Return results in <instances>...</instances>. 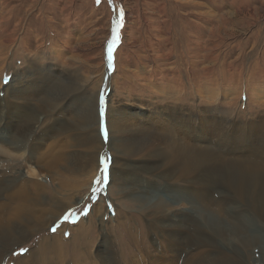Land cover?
<instances>
[{
  "label": "rangeland",
  "instance_id": "obj_1",
  "mask_svg": "<svg viewBox=\"0 0 264 264\" xmlns=\"http://www.w3.org/2000/svg\"><path fill=\"white\" fill-rule=\"evenodd\" d=\"M121 10L124 15L119 40L112 43ZM220 25L221 38H211L206 31ZM30 62L49 67L47 73L51 69L56 75L51 74L45 83L46 79L33 80L39 92L47 84L39 104L32 105L38 119L43 120L36 127L54 124L58 128L54 138L60 144L67 142L69 147L64 153L67 161L61 163V177L55 181L67 182L70 188L62 195V190L52 195L50 207L77 204L49 232L15 247L11 255L10 250L1 264H16V258L27 255L44 234L61 235L58 230L64 224L67 226L61 237L65 242L45 254L49 264H98L96 258L109 252L117 264H164L171 259L172 247L163 238L159 245L156 235L148 230V213L158 201L163 202L166 211L178 209L181 215L192 216V236L180 237L178 248L182 250L177 264H187L189 250L183 248L188 242L195 255L190 264H264V210L246 201L215 204L219 195L228 194L227 180L221 183L222 179L216 178L217 192L211 199L205 196L206 188L195 190L191 197L168 188L162 180L154 185L157 178L149 179L139 170L146 164V143L153 139L149 129L126 128L116 141L109 130L107 141L99 134L101 119L108 129L105 116L109 106L122 108L140 122L158 110L165 111V116L176 110L191 115L194 107L198 137L206 138L203 145L212 150L216 149L209 120L213 113L228 121L226 124L231 122L234 134L245 132L249 126L245 138H259L258 125L264 122V0H0V100L5 99L3 90L16 72L29 73ZM90 97L96 110L87 116L81 104H88ZM61 100L67 113L38 109H51L54 101ZM85 128H92L100 147H81L91 138ZM4 134L2 129L0 147L9 154L0 156L3 166L4 160L16 153V149H6L10 147ZM234 134L232 137H236ZM119 140L131 146L132 153L117 150L116 156L112 145ZM88 156L95 157L89 167L77 169L76 161L84 162ZM104 157L110 158L109 179L97 186ZM10 159L15 160L13 164L21 161ZM238 161L245 160H229L230 166ZM21 162L19 169L26 174L29 165ZM116 164L126 166L119 168ZM47 183L57 186L51 180ZM259 204L264 207V199ZM95 205L102 207L103 225L102 221L89 219ZM189 207L192 210L188 213L182 211ZM87 227L82 244L78 237L73 239V228ZM143 229L147 231L145 242L132 241L137 230ZM173 232L166 229L170 237ZM169 243L174 244L172 237Z\"/></svg>",
  "mask_w": 264,
  "mask_h": 264
},
{
  "label": "bare ground",
  "instance_id": "obj_2",
  "mask_svg": "<svg viewBox=\"0 0 264 264\" xmlns=\"http://www.w3.org/2000/svg\"><path fill=\"white\" fill-rule=\"evenodd\" d=\"M221 25L218 27L212 26L206 32L213 39L217 36L221 38L220 29H223ZM201 31H203V29ZM48 68L49 67L34 62L30 65L29 73L16 72L10 84L3 90L5 99L0 100V131L2 129L5 130L4 135L6 136L5 138H8L7 145L10 147L6 149H16V153H12L11 156H13L14 159L24 161L25 163H23V165H29L26 174L19 169V166H21L22 163L21 161L13 164L15 160L13 162V160L10 159L13 157H7L4 160V164L6 165H0V264L1 261H4L8 257L7 255L10 250L11 255L12 252L16 250L14 249L15 247L29 242L37 235H41L43 232L45 233V231L49 232L50 228L61 218V216L69 208H72L77 204L72 202L67 208V205H64V210V206L58 207L59 209H53L50 207L49 201L51 199L49 198L54 194H59L61 190L62 193L59 195H62L65 190L70 188V185L67 182L55 181L61 177L60 167L63 165L61 163L67 161V158L64 157V153L69 148L66 144L67 142L60 144L59 140L54 138L55 136H58V128L54 124L43 129L36 127V125H40L43 120L41 118L38 119L37 111L33 110L34 106H32L34 104L36 106V102L39 104L38 98L42 96V94L45 95L44 88L47 85L45 84L42 89L43 91L39 92L40 89L37 84L33 83V80L39 82V79L41 81L46 79L43 82L45 83L47 79L52 78L51 74H55L53 72L51 73V69H49L48 74L46 71ZM211 72L213 73V71ZM54 77H56V75ZM44 98H42V100ZM88 99V104L84 102V104H81V108L85 109L87 116H91L96 110L93 104L95 102L91 97ZM63 104L64 102H62V100L61 103H56L54 101L53 105L51 104V109H46L47 106H44V108L39 107L38 109L45 113H48L49 110L67 113V111L63 110V107L65 106ZM192 109L195 112H192L191 115L181 114L180 111L176 110L170 114H166V116L164 114L165 111L158 110L146 121L140 122L135 117H130L129 114L127 115L122 108L118 106H109L106 116H104L107 121L109 133H113L115 137L124 133L126 128L134 126L141 127V130L149 129V132L153 134V139L146 143L145 149L148 150L147 160L144 162V164H146L143 167H139V170L140 172H146L150 176L149 179L157 178L154 185L162 180L164 183H167L168 188L177 192L182 191L191 197L195 196V190L206 188L205 196L211 199L212 194L217 192L216 178H221V183H223V179L228 181V185L225 187L228 194L227 192H224V195L226 193V196L219 195L215 204L225 202L229 205L235 201H246L251 206L264 210V207L259 204V200L264 199L263 120L259 125L257 124L258 133L260 134L259 138L253 141L247 140L244 135V133L249 131V126L245 127V132L237 131V133L234 134L233 130L235 127L231 131L232 123L230 122L229 124H226L228 121L217 116L214 117L213 113V117L209 120L211 123L212 135L215 138L213 144H215L216 149L212 150L210 147L205 146L206 144L203 145L208 141L206 138L198 137L199 129L197 124L199 121L193 117L195 116L196 110L194 107H192ZM31 112L33 114H31ZM91 130L92 128L90 130L85 128V131L89 132L87 135L91 138L84 141V144L81 146H85L89 150L100 147L99 139L96 135H93L94 133L92 134ZM38 133L46 134L47 137H39ZM232 134L236 135V137H232ZM50 139L53 140L49 141ZM116 139L117 137L115 138V141ZM242 141L243 143L241 144ZM236 143L240 145H237ZM113 144L114 146L112 145V150L115 154H119V152L127 153V151L132 153L131 146L120 140L116 142V145L115 142H113ZM230 150L232 151L229 152ZM6 152L9 154L7 150H3L0 147V156L5 155ZM118 154L116 156H118ZM228 154H231L232 157H228ZM233 154L238 156L244 155L246 158H233ZM94 158L95 157L88 156L87 158H84V162L81 161L82 159L80 160L81 162L76 161V168L83 169L89 167L88 163L94 161ZM229 160L245 161H238L235 166L231 167ZM67 165L69 164L67 163ZM124 165L125 164H119L117 166L119 168H125ZM129 169H127V171ZM96 174H94L92 178H94ZM43 180H46V182ZM48 180H51L52 183H57V186L48 185ZM149 184L150 183H148V185ZM191 204L192 203H190V205ZM164 206L165 205H163L162 201H158L151 209V212L148 213V230L150 234L156 235L157 243L159 245H161L163 238L168 242V247H172L173 254L171 259L164 264H177V258L182 250L178 248L180 245V237L185 238L186 234L192 236V216L186 217V215H181L179 212L180 210L178 209L166 211ZM101 208L102 207L95 205L89 219L102 221L100 224L103 225L104 220L101 218L102 216L100 217L101 212L103 211ZM189 210H192L191 207L185 210L183 209L182 211L186 213ZM94 224L91 226H94ZM66 226V224H64V226L61 225L58 230L61 232V235L64 232L63 230L66 229ZM73 229V233H76V236L73 239L78 237V242H81L80 244H82L85 234L89 231L88 227L83 230ZM166 229H174L173 235L171 236L174 240L173 245L169 243L171 237L166 233ZM146 233L147 231L145 229L141 231L137 230L136 235L132 236V241H139L141 243L145 242ZM61 235L58 233L44 234L43 237L40 238L39 243L34 246L27 255L16 258V264H49L46 261L45 254L53 249L59 248L60 242H65V239L61 237ZM191 246L192 244L188 242L185 244V248H183L189 250L188 256L185 259L187 264H190V260L195 257L193 253L194 249ZM96 259L100 261L98 264H117L110 252L104 256L100 255Z\"/></svg>",
  "mask_w": 264,
  "mask_h": 264
},
{
  "label": "snow or ice",
  "instance_id": "obj_3",
  "mask_svg": "<svg viewBox=\"0 0 264 264\" xmlns=\"http://www.w3.org/2000/svg\"><path fill=\"white\" fill-rule=\"evenodd\" d=\"M97 2H99V0H97ZM123 15H124L123 10H121L119 15H118V20L116 21L117 28L114 29V36H113L112 43H115L117 40H119L118 29L120 27H122ZM111 50H112V45L110 44L109 45V55L110 56H111ZM100 115H101V118H102L103 115H104L103 109L100 110ZM100 134L103 137V139L105 141H107V139H108V129H107V126H106V124H105L103 119H101ZM109 163H110V158L109 157L102 158V160H101L102 167L100 169L101 175L95 182L97 186H99V184H101L104 181H107L109 179V176H108ZM96 190H100V189L97 187ZM21 251L24 252V251H27V250L26 249H22Z\"/></svg>",
  "mask_w": 264,
  "mask_h": 264
}]
</instances>
